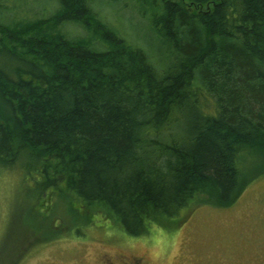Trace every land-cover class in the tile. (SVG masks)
<instances>
[{
    "label": "trees",
    "instance_id": "obj_1",
    "mask_svg": "<svg viewBox=\"0 0 264 264\" xmlns=\"http://www.w3.org/2000/svg\"><path fill=\"white\" fill-rule=\"evenodd\" d=\"M138 2L166 63L89 0L0 26V167L26 161L36 206L70 196L82 226L100 214L132 237L179 224L203 196L230 206L245 159L264 167V0Z\"/></svg>",
    "mask_w": 264,
    "mask_h": 264
},
{
    "label": "rangeland",
    "instance_id": "obj_2",
    "mask_svg": "<svg viewBox=\"0 0 264 264\" xmlns=\"http://www.w3.org/2000/svg\"><path fill=\"white\" fill-rule=\"evenodd\" d=\"M138 3L89 0L98 22L131 46L147 50L151 61L166 63L160 60L165 52L149 16ZM57 7L58 0H0V26L51 16ZM64 25L59 31L66 37H84L77 25ZM92 26L98 35L87 33L90 41L102 36ZM25 162L0 167V264H91L93 256L118 253L143 255L152 264H264V167L257 168L261 164L255 160L243 162L241 188L230 206L216 207L203 196L179 224L155 225L136 237L100 214H95L96 224L82 226L81 215H68L65 201L70 196L54 195L50 201L45 196L36 206L39 181L31 178V169L24 170Z\"/></svg>",
    "mask_w": 264,
    "mask_h": 264
},
{
    "label": "flooded vegetation",
    "instance_id": "obj_3",
    "mask_svg": "<svg viewBox=\"0 0 264 264\" xmlns=\"http://www.w3.org/2000/svg\"><path fill=\"white\" fill-rule=\"evenodd\" d=\"M105 253V251H102ZM91 264H152V262L146 259L145 256H124L121 254H116L114 256H93L91 259ZM165 264H177L175 261H168Z\"/></svg>",
    "mask_w": 264,
    "mask_h": 264
}]
</instances>
